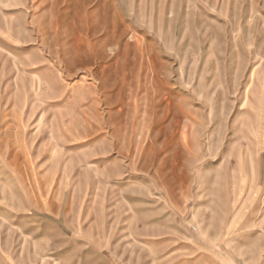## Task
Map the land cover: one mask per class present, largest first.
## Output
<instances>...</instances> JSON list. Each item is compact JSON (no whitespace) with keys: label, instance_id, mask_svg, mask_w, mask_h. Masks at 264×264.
<instances>
[{"label":"rangeland","instance_id":"1","mask_svg":"<svg viewBox=\"0 0 264 264\" xmlns=\"http://www.w3.org/2000/svg\"><path fill=\"white\" fill-rule=\"evenodd\" d=\"M0 264H264V0H0Z\"/></svg>","mask_w":264,"mask_h":264}]
</instances>
